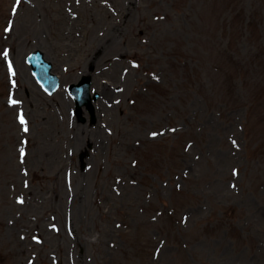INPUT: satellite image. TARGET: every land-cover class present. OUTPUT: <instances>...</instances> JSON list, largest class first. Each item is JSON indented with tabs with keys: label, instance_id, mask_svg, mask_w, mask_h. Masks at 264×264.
<instances>
[{
	"label": "rangeland",
	"instance_id": "374dc122",
	"mask_svg": "<svg viewBox=\"0 0 264 264\" xmlns=\"http://www.w3.org/2000/svg\"><path fill=\"white\" fill-rule=\"evenodd\" d=\"M0 264H264V0H0Z\"/></svg>",
	"mask_w": 264,
	"mask_h": 264
},
{
	"label": "snow or ice",
	"instance_id": "6c2138e0",
	"mask_svg": "<svg viewBox=\"0 0 264 264\" xmlns=\"http://www.w3.org/2000/svg\"><path fill=\"white\" fill-rule=\"evenodd\" d=\"M19 3H21V0H17V4H19ZM10 27H11V26H10ZM10 27H9V29H6V30H10ZM3 55H4L5 57H7V56H8V51L5 50L4 53H3ZM11 68H12V65L9 63V70H10V71H11ZM12 103L15 104V103H17V101H12ZM19 119H20V123H21L22 125H25V124H26V121H25L23 115H21ZM24 131L27 132V131H28V128H27V127H24ZM152 135L155 136L156 134L153 133ZM23 155H24L23 150H21V156L23 157ZM233 175H237V173L234 171V172H233ZM233 187H234V186H233ZM21 202H22V201H21Z\"/></svg>",
	"mask_w": 264,
	"mask_h": 264
},
{
	"label": "bare ground",
	"instance_id": "6f19581e",
	"mask_svg": "<svg viewBox=\"0 0 264 264\" xmlns=\"http://www.w3.org/2000/svg\"><path fill=\"white\" fill-rule=\"evenodd\" d=\"M99 92H100V94H102V95H108L109 93H107L106 91H105V88L102 86V89H99ZM98 101V104L97 105H95V107H96V111H97V113L99 114L101 111L103 112L104 111V109L102 108L101 109V107H102V105H101V102L102 101H100V100H97ZM101 105V106H100Z\"/></svg>",
	"mask_w": 264,
	"mask_h": 264
}]
</instances>
